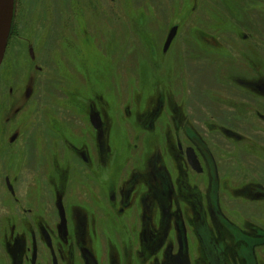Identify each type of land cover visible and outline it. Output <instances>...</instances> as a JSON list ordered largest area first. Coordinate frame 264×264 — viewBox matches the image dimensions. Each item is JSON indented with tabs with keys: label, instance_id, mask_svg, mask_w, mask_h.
<instances>
[{
	"label": "flooded vegetation",
	"instance_id": "obj_1",
	"mask_svg": "<svg viewBox=\"0 0 264 264\" xmlns=\"http://www.w3.org/2000/svg\"><path fill=\"white\" fill-rule=\"evenodd\" d=\"M185 72L128 103L133 141L83 100L71 173L24 114L0 126V264H264V77L231 72L206 103Z\"/></svg>",
	"mask_w": 264,
	"mask_h": 264
},
{
	"label": "rangeland",
	"instance_id": "obj_2",
	"mask_svg": "<svg viewBox=\"0 0 264 264\" xmlns=\"http://www.w3.org/2000/svg\"><path fill=\"white\" fill-rule=\"evenodd\" d=\"M168 67H187L179 93L187 85L206 103L223 76L264 77V0H16L0 66V126L24 114L29 139L56 140L71 173L70 142L73 133L88 137L89 98L111 126L110 140L133 141L124 109L144 88L148 95L160 81L163 89ZM86 154L98 159L94 149Z\"/></svg>",
	"mask_w": 264,
	"mask_h": 264
},
{
	"label": "water",
	"instance_id": "obj_3",
	"mask_svg": "<svg viewBox=\"0 0 264 264\" xmlns=\"http://www.w3.org/2000/svg\"><path fill=\"white\" fill-rule=\"evenodd\" d=\"M15 2L16 0H0V66L3 62L11 33L15 13ZM177 31L178 26L171 28L164 46V51H167L171 46L177 35Z\"/></svg>",
	"mask_w": 264,
	"mask_h": 264
}]
</instances>
